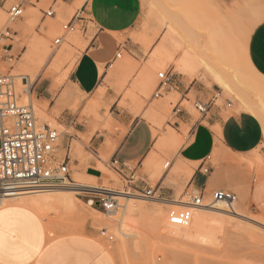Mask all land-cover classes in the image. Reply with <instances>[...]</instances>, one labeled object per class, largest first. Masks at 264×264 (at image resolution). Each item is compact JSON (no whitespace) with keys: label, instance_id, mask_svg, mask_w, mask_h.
Instances as JSON below:
<instances>
[{"label":"rangeland","instance_id":"obj_1","mask_svg":"<svg viewBox=\"0 0 264 264\" xmlns=\"http://www.w3.org/2000/svg\"><path fill=\"white\" fill-rule=\"evenodd\" d=\"M32 1L34 2V0ZM84 1L72 0V3H68L65 0H40L35 6L27 4L23 9L22 16L17 20L7 22L5 8L12 0H0V73L16 74L15 63L26 49V46L22 44L23 38H33L32 40H34L35 36H37L35 39L41 36L45 37L48 42L49 55L40 66L32 68L33 71L30 79L27 78L26 85L21 84L24 80L16 78V89L20 93L22 103L28 102L27 97L29 96V102H31L39 122L43 121L38 116L35 104L46 107V113L56 119L57 123H60L61 126L54 123L49 124L57 128L62 140L64 139L66 142L68 139L70 142V155L80 162L78 165L69 164L70 175L72 178L76 175L79 183L99 187L104 184L106 181L104 178L108 176L111 178L110 185L128 190L132 194H141V192L132 191L127 187V181L111 167L110 155L103 153L102 149L97 150L102 162L96 161L95 163V166L101 171V176L97 178L86 174L87 160L94 158L93 149H90L91 144L88 136L80 134L70 126L69 120L73 116L77 117L75 123H72L76 129L83 127V119L92 118L97 122L94 124V128H104L109 133H115L117 130L125 131L126 127L119 124L120 117L124 115L129 116L130 119L141 116L151 126V120L145 115V111H151L153 108L152 111L156 113L153 112V115L160 126L159 134L166 138L173 134L179 140L176 148L163 146L164 148L161 147L158 150L156 169L162 172L165 162L178 161V149L188 140L190 126L181 125L177 129L173 125L175 122L174 111L178 104L192 117V121L201 117L193 105L196 98H200L202 101L216 98L214 101L217 104L226 100L227 103H233L236 110H245L234 91L224 90L213 81L207 67L231 81L232 87L240 91L246 100L264 105V74L252 64L248 54L249 40L254 30L264 24V0H232L229 2L140 0V15L134 26L116 36L121 56L107 68L108 73L112 76L97 91L99 95L105 94L107 89L114 91L118 97V109L113 111L110 110L107 103L101 101V98L96 101L97 97L79 95L75 90L69 89L71 84L69 75L77 57L96 32L93 24L87 21L86 24L82 22L80 25H75L72 31L63 36V40L57 47L52 45V40L62 33V24L75 12L80 11ZM50 5L55 11V15L52 17L54 19L46 17L43 20L39 8L47 9ZM82 15L88 19V16ZM48 24L52 25L55 30L51 29L52 26L49 27ZM5 26L11 28L10 38L3 37L1 34L4 32ZM6 44L9 45L6 46ZM185 48H193L195 53L197 69L192 76L179 74L174 70L173 63ZM156 50L161 51L162 63L155 67L151 64L155 61ZM115 52L116 50H114ZM153 57H155L154 60ZM124 63H126L125 68L118 66ZM146 68L147 71H145ZM148 68L150 72H148ZM144 71L152 73L154 78V83L148 85L147 93L141 83ZM159 71L172 73L168 86L160 90L163 99L152 96L158 83L157 72ZM100 72H104L103 64H100ZM114 72H118L117 75H119L116 80L113 76ZM60 76L62 81L58 80ZM121 77L124 80H121ZM179 81H182L187 90H190L186 95L176 91L175 85ZM24 87L30 94L28 92L21 94ZM40 96L43 97L40 98ZM58 100L61 102L56 105ZM117 113L122 114L118 116ZM108 119L111 121L106 124ZM126 123H129V120ZM260 123L262 140L255 151L248 154H224L221 160H218L215 154L211 156L212 167L207 173L208 176H211L217 168L224 167L232 175L237 174L244 178V183L250 191L247 204L239 205L237 202L238 205L235 208L238 215L230 216L225 211L197 210L193 212L188 225L173 226L169 225L165 219V212L171 205L165 204L161 200L142 196L143 199L136 200L137 203L142 202L148 205L149 210L160 213V217L149 220L151 217L149 215L143 220L138 215L135 216L134 222L143 229V235L141 237L139 235L130 236L128 239L131 242L128 241V243H132V241L134 243L131 246L127 243L124 246L120 243L122 239H118L119 232L116 233V231L119 213H116L117 217L115 216L112 221V219L105 218L104 215L98 216L90 207L104 211L90 205L86 207L80 205L64 211L57 210L44 215L37 212L44 221L47 239L86 233L110 254L115 264H195V262L198 264H264V189L260 203L257 204L251 196L255 182L259 179L264 180V125L261 121ZM71 138L73 139L71 140ZM78 139L82 141L80 142ZM61 152L63 154L64 151ZM235 158L240 160L239 164L229 161V159ZM154 170V167L152 169L144 167L145 173L148 174V178L150 177L149 184L152 187L165 175L153 179ZM169 173L171 174L170 171ZM109 174H113V176L111 177ZM223 177L225 178V174ZM215 180L220 182L219 176L215 177ZM169 182L174 183L175 181L170 180ZM227 182L229 187L223 188L234 191L233 182ZM186 184L187 182L177 187L174 199L186 201L187 196L184 195V192L193 190L192 186L186 188ZM220 187L222 186L206 189L205 194L210 195L215 188ZM75 195L81 201H87L88 195L85 193ZM207 198L205 197V203H210ZM92 214L95 218L97 216L104 217L102 224L97 226L93 221ZM106 220H111V223ZM102 227L113 234V240H107L99 234ZM207 235L216 239L217 242H204ZM119 245L121 246L119 247ZM126 250L132 252L127 253Z\"/></svg>","mask_w":264,"mask_h":264},{"label":"crops","instance_id":"obj_2","mask_svg":"<svg viewBox=\"0 0 264 264\" xmlns=\"http://www.w3.org/2000/svg\"><path fill=\"white\" fill-rule=\"evenodd\" d=\"M65 1L72 3V0ZM140 10V0L84 1L80 12L88 16V19L82 20L85 24L87 21L92 23L96 32L77 57L69 75L71 82L69 89L75 90L79 95L97 97L96 101L101 98L103 103L110 106L111 111L118 109V97L113 90L107 89L104 96L99 95L97 91L112 76L107 68L115 60L112 59L114 50L119 48L116 36L134 26ZM248 54L252 64L264 74V24L254 30L249 40ZM100 64H103V73L100 72ZM114 74L116 80L119 76L118 72ZM175 89L184 95L190 92L182 81L175 85ZM186 100L188 101V98ZM214 100L216 101V98L213 99L208 110L201 114L200 119L195 121H192V117L180 108L179 104L176 106L173 123L175 128L179 129L181 125L190 126L187 142L178 149V160L182 161L191 172L177 176L170 174L168 169L176 162L172 161L163 171L162 174L165 173L163 178L154 185L162 196L174 198L177 187L185 182H187L186 188L192 186L196 190H206L217 186H222L220 188L224 189L223 187H229L227 181H231L234 184V191H231L237 194L235 199L237 198L239 205L248 203L250 191L244 183V178L237 174L232 175L224 167L217 168L211 176L207 173L212 167L213 154L221 160L224 154H248L255 151L262 140V126L252 113L236 110L235 105L227 103L226 100H222L221 104H217ZM60 102L58 100L56 105ZM121 114L117 113L118 116ZM75 120H77L76 116L71 117L70 126L80 134H88L90 149H93L94 158L87 160V175L97 178L101 176V171L95 166L96 161L102 162L97 150H103L108 144H112L113 147L108 151L109 161L116 159L120 164L124 163L126 166L121 168L123 175L128 174L130 168H133L134 173L138 175V180L133 184H127V187L132 191L141 192L150 186V177L148 178V174L144 171L143 162L152 149L154 139L151 126L143 117L135 116L131 119L127 115L120 117L119 124L126 128L125 131L117 130L115 133H109L104 128H94L97 122L92 118L83 119V127L76 129L72 125ZM128 120L129 123H126ZM59 149L67 151L68 164L80 163L77 158L70 155L71 144L68 139L66 142L63 139L61 145L59 143ZM229 161L238 164L230 159ZM204 168L208 171L204 172ZM217 176L220 182H216ZM170 180L175 182L170 183ZM263 189L264 180H257L251 194L257 204L262 201ZM0 213L3 214L0 216V240L3 242L0 264H115L110 254L86 233L64 235L48 240L44 221L36 210L24 202H7L0 206Z\"/></svg>","mask_w":264,"mask_h":264},{"label":"built area","instance_id":"obj_3","mask_svg":"<svg viewBox=\"0 0 264 264\" xmlns=\"http://www.w3.org/2000/svg\"><path fill=\"white\" fill-rule=\"evenodd\" d=\"M40 0H12L5 8L7 22H14L22 16L23 9L27 4L35 6ZM42 18H52L55 11L52 5L47 9L40 8ZM84 16L80 11L75 12L65 23L62 24V33L52 40V45L57 47L63 40V36L72 31L75 25H80ZM11 28L5 26L3 37L10 38ZM9 44H6L8 46ZM121 56L119 48L112 59ZM111 63V62H110ZM172 73L169 71L157 72L158 83L153 97H160L161 89L168 86ZM16 76L8 73H0V197L9 196L19 190H37L43 188L71 187L74 180L70 175L69 157L65 150L62 154L59 149L60 132L57 128L46 122H39L35 116L31 102L22 103L20 93L16 89ZM26 85L27 77H19ZM213 100L202 101L195 99L193 102L196 110L203 114L208 110ZM110 165L127 184H133L138 180V175L133 168L126 175L122 174L121 168L126 166L116 159L110 160ZM167 161L165 166L169 165ZM204 172L208 169L204 168ZM86 193L87 202L90 206L101 208L105 213L113 212L117 208V200L114 190L95 188ZM205 190L193 189L184 192L187 196V205H171L166 210V219L172 225H185L192 217L193 207L202 206L205 200ZM147 198L157 200H172L164 198L153 186H148L141 191ZM209 195V194H208ZM236 195L227 189H214L210 195V202L226 201L231 203ZM99 234L107 240H113V234L105 227L100 228Z\"/></svg>","mask_w":264,"mask_h":264},{"label":"bare ground","instance_id":"obj_4","mask_svg":"<svg viewBox=\"0 0 264 264\" xmlns=\"http://www.w3.org/2000/svg\"><path fill=\"white\" fill-rule=\"evenodd\" d=\"M52 25H53V22H52ZM52 25H49V27ZM53 26L50 28L53 29L54 28ZM23 27H24V24H23ZM50 28H47V29H50ZM53 30H55V29H53ZM36 37L37 36L34 37V40H32L33 38H31V39L30 38L29 39L23 38L22 44L24 46H26V49L22 53L21 57H19V60L16 61V63H15V72H16L15 76L17 77V79L21 76V74H24L28 79H30V76H31V73H32L34 67L36 68V67L40 66V64L44 61V59L50 53L48 50V44H47L48 42L46 41L45 37L41 36L40 38L35 39ZM16 39H18V36H16ZM155 52H157L156 54L154 53L156 58L153 57V60L155 58V61L153 62V60H152L153 63L152 64L150 63L152 66H155V65L157 66V65H160L162 63L161 51L156 50ZM173 65H174V70H176V72H178L179 74H183L186 76L187 75L192 76L197 69L195 53H194L193 48H185L182 51L179 58L176 59V61L173 63ZM118 66L120 68H125L126 63L120 64ZM54 68H56V67H54ZM207 70H208V73L212 77L214 82H216L224 90L234 91L237 94V96L239 97L243 108L245 110L249 111L250 113H252L253 115H255L259 119V121H261L264 125V105L262 103H254V102H250V101L246 100L240 91H238L232 87L233 83L231 81L226 80L218 72H216L215 70H213L210 67H207ZM145 71H147V68ZM145 71L143 72L145 77L140 76L141 80H143V81H141V80H139V81H141V83L143 84L142 86H144V89H145L144 91H146V93H147L148 87H149L148 85H150V83L153 82L154 78L152 77L153 76L152 73L149 74V73H146ZM148 72H150L149 68H148ZM51 74H52V72H51ZM143 74L141 73V75H143ZM124 75H121V76H124ZM60 77L58 78V80L62 81V77L61 78ZM63 77H64V75H63ZM124 77L126 78V75ZM120 79L124 80V79H122V77ZM55 81H56V79H55ZM55 81H54V83H55ZM58 83H61V82H58ZM138 83H140V82H138ZM21 84L23 85L22 82H21ZM121 84H119V85H121ZM26 92H28V89L26 87H24L23 90H21V94H25ZM130 94H132V93H130ZM21 99H23V98L21 97ZM27 99L30 101L29 96L27 97ZM160 99H163V98L161 97ZM256 101H258V100H256ZM34 106L36 108V111L38 113L39 118L43 122L59 124L55 121L54 118H52L50 115H48L46 113V107H44L43 105H39V104H35ZM152 110H153V108L151 109V111H145V115L151 120V123H152L151 128H152V132H153L154 141H153L152 149L150 150L148 156L145 158L143 164H144V167H146L148 169H152L154 167L155 170L153 171V174H152V177L154 179V178H160L161 175H163L162 174L163 171L160 172V171H158V169H156V163L158 160V150L163 146H167L169 148H176L179 144V140H177L173 134H171V136L167 137V138L163 137L159 134L158 130H159L160 126L158 125L159 123L156 121V119L153 115V112L155 113V111H152ZM156 110H157V108H156ZM143 114H144V112H143ZM155 116H157V115H155ZM110 121L111 120L108 119L106 124H109ZM89 134H91V131ZM85 136L87 137L89 135L85 134ZM59 143H60V145L62 144L61 136L59 138ZM111 147H113L112 144H108V146L105 149H103V153L108 154V151H110ZM232 161H234L238 164L240 163V160L236 159V158L233 159ZM165 163L163 166L164 170H166L169 167V165L171 164L170 163L169 165L165 166ZM243 164H244V162H243ZM168 171H170L171 174L175 175V176L180 175V174H189L191 172V171H189L188 167L184 163H182V161H180V160L173 163L171 165V167L168 169ZM109 175H111V177L113 176V174H109ZM72 179L74 180V183H73V185H71V187L43 188V189H37V190H19V191L12 193L9 196H2V197H0V206L7 203V202H10V201H21V202H24L25 204H27L28 206L32 207L34 210H36V212L40 213L41 215H44V214L51 213V212H54L57 210H63L64 211V210L71 209V208H74V207L80 206V205H83L85 207L90 205V203L87 201H81L75 195L77 193H85L86 194L88 192H92L93 190H96L95 188L114 190V191H116V192H114V194H115L114 196L117 200V208L113 212L105 213V212H102V211H100L94 207H92V208L90 207V209L93 210L95 213H97L98 216L104 215L105 218L112 219V221H114L115 216L119 213L118 228H117L116 233L119 232L118 233V239H120V240L122 239L120 243H122L124 246L126 245V243L128 245L130 244V246L133 243V241H132V243H130L131 240L128 239L130 236L133 237V236L139 235L141 237V235H143V229L141 227H139L140 225L138 226V224L134 222V218H136L135 216L138 215V217H140L143 220L145 218H147L149 215H151L149 220L150 219H158L160 217V213L150 211L148 208V205H146L142 202L137 203V201L143 199L142 195L132 194L128 190H125L123 188H118L117 186H114V185H110L109 181L111 180V178H109L108 176H106L104 178V179H106V181H104V184H102L99 187L79 183L78 177L76 175H75V177L73 176ZM77 186H79L80 188ZM82 187H84V188H82ZM205 197L209 198V195L205 194ZM162 201L168 205H175V206L187 205L186 201H184L182 199L178 200L176 198L175 199L172 198V200H168V201L161 200V202ZM237 202L238 201H236V199H234L231 203L226 202V201H222V200L213 201L210 203L209 202L205 203V200H204V203L202 206L193 207L192 216H193V212H196L197 210H203V211H209V212L225 211V212H228V214L230 216H235V215L239 214L235 208V206L238 205ZM93 211H91V212H93ZM98 216L95 218L94 215L92 214V218H94L93 221L97 226L102 224V222L104 220L103 219L104 217H98ZM165 219H166V212H165ZM191 219H192V217H191ZM191 219L189 220V222L191 221ZM106 221H108V220H106ZM110 221H108V222H110ZM166 222L168 223L167 219H166ZM189 222H187L185 225H173V226H186L189 224ZM169 225H172V224H169ZM128 241H130V242L128 243ZM203 241L207 242V243H216L217 242L216 239L210 237L209 235H207L206 241L205 240H203ZM120 246L121 245H119V247ZM129 249H130V247H129ZM130 251H127V253ZM195 264H198V263L195 262Z\"/></svg>","mask_w":264,"mask_h":264},{"label":"snow or ice","instance_id":"obj_5","mask_svg":"<svg viewBox=\"0 0 264 264\" xmlns=\"http://www.w3.org/2000/svg\"><path fill=\"white\" fill-rule=\"evenodd\" d=\"M3 214L2 213H0V216H2ZM2 248H3V242H2V240H0V250H2Z\"/></svg>","mask_w":264,"mask_h":264}]
</instances>
